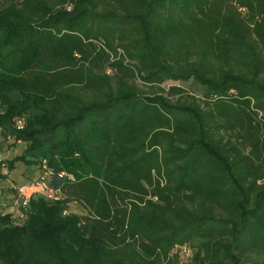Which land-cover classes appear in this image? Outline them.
<instances>
[{
  "label": "trees",
  "instance_id": "16d2710c",
  "mask_svg": "<svg viewBox=\"0 0 264 264\" xmlns=\"http://www.w3.org/2000/svg\"><path fill=\"white\" fill-rule=\"evenodd\" d=\"M0 134L64 196L0 264H264V0H0Z\"/></svg>",
  "mask_w": 264,
  "mask_h": 264
},
{
  "label": "rangeland",
  "instance_id": "374dc122",
  "mask_svg": "<svg viewBox=\"0 0 264 264\" xmlns=\"http://www.w3.org/2000/svg\"><path fill=\"white\" fill-rule=\"evenodd\" d=\"M136 84L141 89H147L138 79H136ZM181 86L189 90L191 94L196 95L197 97L201 96L200 90L198 88H195V86L190 84V82L182 83ZM190 86H194V89H190ZM26 147L27 145L25 142L15 140L11 136L4 139L0 134V159L2 161L0 162V213L8 214L9 217L18 224H23L24 220L28 218L30 207L28 206L26 216L23 220L20 221L16 218L17 211H19L20 209V207L17 205L18 203H16L17 186L28 183L30 180L37 179L44 166L46 168H49V163L46 159L33 161L35 159H32L33 157L31 156H29V159H27L30 162L18 159V156L23 153L22 151ZM9 162H11L12 164L11 168L8 167ZM257 183H262V180L258 179ZM61 194L62 193L60 192V197L58 199H48L45 197L44 199L50 202H57L64 197ZM84 213L85 211L80 202L71 201L70 203H67V206L65 208H63L61 215H82ZM189 260V256L181 255V261L187 263L189 262Z\"/></svg>",
  "mask_w": 264,
  "mask_h": 264
},
{
  "label": "built area",
  "instance_id": "2783aa9c",
  "mask_svg": "<svg viewBox=\"0 0 264 264\" xmlns=\"http://www.w3.org/2000/svg\"><path fill=\"white\" fill-rule=\"evenodd\" d=\"M16 195V203L20 207L16 218L21 221L25 218L29 202L33 197L42 196L48 199H58L60 190L54 189L49 185V173L45 171L44 166L37 179L17 186Z\"/></svg>",
  "mask_w": 264,
  "mask_h": 264
}]
</instances>
